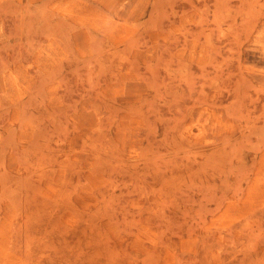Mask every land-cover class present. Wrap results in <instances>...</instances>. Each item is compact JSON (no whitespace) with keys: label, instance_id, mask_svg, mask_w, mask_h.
<instances>
[{"label":"rangeland","instance_id":"374dc122","mask_svg":"<svg viewBox=\"0 0 264 264\" xmlns=\"http://www.w3.org/2000/svg\"><path fill=\"white\" fill-rule=\"evenodd\" d=\"M0 264H264V0H0Z\"/></svg>","mask_w":264,"mask_h":264}]
</instances>
